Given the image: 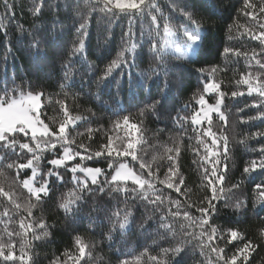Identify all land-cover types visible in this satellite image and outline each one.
Here are the masks:
<instances>
[{
	"label": "trees",
	"instance_id": "16d2710c",
	"mask_svg": "<svg viewBox=\"0 0 264 264\" xmlns=\"http://www.w3.org/2000/svg\"><path fill=\"white\" fill-rule=\"evenodd\" d=\"M14 2L16 7L13 13H9L11 18L4 21V27H0V90L21 85L28 91L30 85L31 90L42 91L41 118L50 128L58 127L64 119L65 109L73 116L87 117V120L69 125V128L76 129L71 133L76 139V143L72 145L74 150L80 143L95 149L107 143L109 135L113 137L114 144H119L121 138L131 140L138 158L152 161L156 157L152 167L155 171L159 165V174L162 175L169 163L167 156L175 155L167 153L166 149L179 147V171L192 192L185 197L163 185L158 184L157 187L173 199L184 201L190 198L192 202L198 203L205 194L212 193L200 184L196 165L192 163L194 150L198 147L197 131L205 132L211 127L217 134L215 137H200L210 148L222 145L224 138L228 141L226 180L218 187L225 189L220 195L228 197L229 206L223 207L225 200L215 202L221 207V211L212 220L215 226L224 230V236L221 238L217 234L212 240H208L207 236L203 237L204 244L207 245L203 252L198 239H190L185 235L190 231L198 236L199 226L192 224L183 215L173 216L169 213L171 229L161 228L160 212H153L152 205L145 206L139 201L128 202L133 215L127 228L121 230L119 222L123 220V213L121 211L119 217L113 213L125 208L122 196L112 199L107 195H98L94 202L89 198V202L78 213L66 215L57 204L61 196H67L74 187L71 182L66 185L57 184L53 193H50V198H45L32 208L33 215L28 217L25 208L29 204H35V197H30L22 181L30 172L21 170L18 174L15 169H7L0 164V172L4 173L0 176V188L9 193H0V213H7L0 215V233H3L6 223L9 229L25 231L29 236L31 231H39L20 229L21 218L28 222L38 221L43 217L44 222L50 226L49 236L32 241L28 250L31 260L26 258L27 264H74V261L75 264H121L122 261H129L131 264L137 259L139 264H157L151 257L160 259L163 257V248L177 246L185 240L189 242L183 244V251L179 255L168 254L169 264H223V260L218 259V254L211 251L212 245L224 249L219 256L222 257L225 253L231 256L236 247H243L249 240L255 245L254 249L248 252L246 262L244 253L239 254L236 264H264V207L257 203L264 188L256 187L264 185V169L257 167L255 171L244 172V168L252 160L259 162V149L264 147V137L254 136L255 133L264 131V118L251 119L260 116L257 105L264 106V98L255 92L248 95L247 86L237 84L238 80L249 74L254 83H264V68L256 63L257 60L264 61V45L252 38V35H259L264 31L260 28V24L264 23V13L258 10L260 0H249L256 5L249 9L256 16L255 20L244 15L245 0H154L159 7V12L151 10L157 16L155 23L147 14V9L142 14L135 10L120 12L115 9L112 12H101V6L97 5L96 0ZM37 4L41 5V12L33 15L31 9ZM185 4L194 7L185 9ZM2 10L0 7V12ZM186 13H191L200 21L204 33L197 54L187 60H176L170 55L165 58L167 64H161L156 45L165 25L176 31L186 27L195 28V25H190ZM85 22L88 31L84 38L85 51L72 55L73 45L77 42V29ZM129 28L130 37L125 35ZM230 36L233 38L229 39ZM33 37L41 41L38 48L30 46ZM225 48L247 52L248 56H236L234 51L226 54ZM125 49H131L125 51L126 63L115 68L110 76L101 81L100 77L111 61ZM253 52L256 53L255 58ZM66 63L71 65L67 79L63 67ZM213 68L217 69L214 73ZM200 69L204 71L201 72ZM129 74L133 79L147 81L143 91L137 90L134 98L128 92ZM157 78L158 83L154 84ZM109 81L112 83L109 84ZM117 81L123 85L120 99L121 107L126 110L121 115L130 114L131 120L137 122V128L123 124L119 128H113L116 119L114 113L120 111L112 99L117 91ZM206 81L221 82V90L228 93L229 98H226L222 108L225 120L221 121L218 116H214L211 125L206 123L196 127L191 122V116L199 110L197 100L201 94L205 95L203 85ZM233 90L243 91L245 95L230 98ZM98 92L101 94L99 99L96 98ZM2 94L0 91V95ZM155 99L161 101L162 107H158L155 113L147 112L140 117L139 110ZM177 116L188 117L186 121H181L183 128L175 123ZM88 127L94 130L91 140L87 138ZM77 132L85 135L79 136ZM214 138L217 140L216 145L212 144ZM199 150L203 153V146H199ZM79 151L84 154L83 149ZM195 158L200 159L198 156ZM123 159L138 170V164L130 156ZM84 163L107 169V163L103 160L96 164L87 160ZM38 164L44 174L51 167L47 165L46 159ZM144 175L147 178L146 172ZM65 179L70 181L71 173ZM233 184H238L239 187L227 191ZM183 187L181 185L182 189ZM238 201L245 202L246 210L234 207ZM16 203L21 205L20 209H16ZM162 209L168 212L167 201ZM171 211L175 212L176 207L172 206ZM190 211L195 216L200 215L195 209ZM149 216L152 218L147 219ZM228 229L237 230L243 239L226 243L231 239ZM110 232L111 239L108 238ZM76 236H80L84 242L83 257H80L78 246L74 244ZM14 240L19 254V237H14ZM66 250L69 252L67 257L64 255Z\"/></svg>",
	"mask_w": 264,
	"mask_h": 264
},
{
	"label": "snow or ice",
	"instance_id": "6c2138e0",
	"mask_svg": "<svg viewBox=\"0 0 264 264\" xmlns=\"http://www.w3.org/2000/svg\"><path fill=\"white\" fill-rule=\"evenodd\" d=\"M97 5H100L99 11L103 12L105 10L112 12L114 9L120 12H126L129 10H135L138 13H143L146 9L147 14L151 16L153 23L156 22L157 16L152 13V9L159 12V7L155 4L154 0H96ZM112 7H109V6ZM0 7H2V12H0V27H4V21L10 19L9 13L14 12L16 7L14 0H0ZM194 7L191 4H185L184 8ZM256 5L245 0L243 12L245 16H251L253 20L256 16L249 11V9L255 8ZM259 12L264 13V0H260ZM33 15H38L41 12V5L37 4L31 9ZM187 20L190 25H195V28L186 27L183 31V36L186 40L181 41L175 32L165 25V40L164 48L157 52V56L160 59L161 64H167L165 59L168 56H174L176 60H187L189 59V53L194 52L200 47V42H202L203 31L200 27V21L196 20L191 13H186ZM131 23V22H130ZM260 28L264 29V23L260 24ZM131 28L129 32L125 33L130 37ZM88 35L87 23H81L77 29V42L73 45L72 55L81 54L85 51V37ZM264 31H261L259 35H252L253 39L259 40L262 45H264ZM233 37L230 36L229 39ZM41 41L33 37V42L31 47L38 48ZM11 51L10 49L8 50ZM125 51H131V49H125L117 56L116 59L111 61L110 65L106 68L105 72L100 77L103 81L108 76H110L115 68L121 66V64L126 63L124 59ZM235 53L236 56L244 55L248 56L247 52L241 53L233 49L225 48L224 52L227 54L229 52ZM264 51V49H262ZM256 53L253 52V58H255ZM7 55L5 56V60ZM39 59V55H38ZM256 63L264 68V61L257 60ZM65 79L68 78L69 72L71 70L70 64L63 65ZM7 69L5 68V71ZM163 70V69H162ZM216 68L212 69V72H216ZM199 71L203 72V69ZM114 79V78H113ZM112 81H109L111 84ZM158 83L157 81L153 82ZM237 84H243L247 86V94L252 95V93H257L260 97L264 98V83H254L251 74L247 77H242L237 81ZM147 81L144 79H133L131 74L127 78V87L129 95L134 98L137 90L143 91L146 87ZM122 83L116 82V93L112 96L113 103L120 109V111L115 112L114 115L116 119L113 123V128H119L121 124L126 126H131L132 128H137V122L131 120L130 114L121 115L122 112L126 110L121 107V89ZM61 87H64L61 84ZM2 95H0V164L5 166L7 169H15L19 174L21 170L31 169L32 177L37 174L36 166L34 161L47 160V165L51 167L47 168L45 173L46 177L41 179L39 186L33 187L32 180L24 179L22 181L23 186L28 189L30 197H35V204H29L25 208L28 217L33 215L32 208L38 206L45 198H50V193H53L57 184L64 183L65 185L71 182L74 187L69 190L67 196H61L60 201L57 204L59 209L68 214L75 215L81 209V207L89 202V198H92L94 202L97 196L107 195L112 199H116L117 196H122L125 203V208L123 210H118L113 213L114 216L119 217L121 211L123 213V220L119 222V228L125 230L130 223V218L133 213L131 208L128 207L129 201H139L145 206L152 205L153 212H160V224L161 228L166 230L171 229V224L168 222L169 213L173 216L185 217L192 224L199 226V235L195 232H186L185 235L190 239H198L201 245V251L203 252L204 244L203 237L207 236L208 240H212L214 236L219 234L221 238L224 236V230L215 226L212 222L213 217L218 215L221 211V207L217 206L220 200H225L223 207H228L227 196H221L220 193L224 192L225 189L218 187V185L224 184L226 180L227 164L225 163L228 153V141L224 138V142L219 147L210 148L201 136H212L215 137L217 134L214 133L211 127L205 132L197 131L196 139L198 141V147L194 150V158L192 163L196 165V172L200 177V184L207 191L210 189L211 195L205 194L200 201L192 202L190 198L181 201L180 199H173L170 195H166L163 190L157 185H163L164 188L172 189L180 196L188 197L189 193L192 192V188H189L183 178V174L179 171V166L177 158L179 156L180 148H167V153H175V155H168L167 160L169 161L167 165V170L160 175V166L157 165L155 171L153 170L152 163L155 162L156 157H153L152 161H145L138 158L135 150L134 144L131 140L120 139L119 144L113 143V137L109 135L107 137V143L101 144L95 149H91L89 145L80 143L77 149L74 150L72 145L76 143V139L71 135L75 128H69V125H75L76 121L87 120V117H82L80 115H71L66 109L64 110V119L59 123L58 127L50 128L48 124L44 123L41 119L42 113L40 109L41 97L44 95L42 91L31 90L29 85V90L25 91L23 86L15 85L11 89L5 87L2 90ZM203 93L214 94L212 96V103H209L204 94H201L197 100V104L200 105V111H195L191 116V122L193 125H200L202 123L201 112L203 113V118L207 119L208 124L211 125V113H216L219 120H225V113L222 111V106L225 105L226 98H229L228 93L221 90V82L206 81L203 85ZM100 93L98 92L96 98H100ZM245 93L239 90H233L230 93V98H236L244 96ZM59 103V101H58ZM260 108L259 117H251V119L264 118V106L257 105ZM63 107V106H62ZM158 107H162L161 101L159 99L153 100L152 103L146 104L144 108L139 110L138 115L140 117L145 116L147 112L155 113ZM187 105L185 109H187ZM188 117L177 116L175 123L181 128L184 124L181 121H186ZM142 123V121H140ZM196 131V129H193ZM93 129L91 127L86 128L87 138L92 139ZM79 136H84L85 133L77 132ZM254 136L264 137V131L257 132ZM191 139V138H190ZM212 144L216 145L217 140L214 138ZM199 146H203V153L200 152ZM79 149L84 150V154L79 151ZM260 159L252 160L248 166L244 168V172L248 173L250 170L255 171L257 167L264 169V147L259 149ZM131 157V160L138 164V170L126 162L124 157ZM200 157L196 159L195 157ZM212 158L209 159L208 157ZM79 157V159H77ZM92 161L93 164L99 163L101 160L107 163V169L88 166L84 161ZM75 161V163H71ZM147 173V178L144 173ZM68 173H71V180L65 179ZM78 173H83V177L78 175ZM4 173L0 172V176ZM131 182L130 184L128 182ZM207 181V183H205ZM181 185H184L183 189ZM239 187L238 184L231 185L227 191H231L233 188ZM258 189L264 188V185H256ZM0 193L4 195H9L5 193L3 188H0ZM167 201L168 212L163 211L162 206ZM262 207H264V191L260 192L259 198L257 200ZM172 206L176 207V211L172 212ZM16 209H20L21 205L19 203L15 204ZM234 207L236 209L245 208L244 201H238ZM183 209V211H181ZM195 209V212L199 213V216L193 215L190 211ZM246 210V208H245ZM0 215H7V213H0ZM148 217L147 219H151ZM91 223V221H90ZM20 229H38L39 231L33 230L30 236L25 231H14L7 227L3 233H0V264H27V260H31V255L29 254V249L32 246L33 240H40L50 235L48 228L50 227L44 222L43 217L39 218L38 221H28L26 222L24 218L20 220ZM227 232L230 235L229 240L226 243H231L232 240L243 239L239 235L238 231L235 229H228ZM264 235V231H262ZM7 237V239H5ZM14 237H19V254H17V244ZM108 238L111 239V232L108 234ZM189 240L183 241L177 246H172L169 248H163V257L158 259L157 257H151L152 260L157 261V264H169L168 254L171 253L172 256L179 255L183 251V244L188 243ZM74 244L78 246V251L80 257L85 254V246L82 238L76 236L74 238ZM255 245L252 241H247L244 243L243 247H236V251L228 256L227 253L224 256H219V253L224 252L223 248L217 245L211 246V251L218 254V259L223 260V264H236L238 255L244 253V262L247 261V254L250 250H253ZM64 255L69 256L68 250L65 251ZM27 258V260H26ZM55 264V262H52ZM75 264V261H74ZM121 264H130L129 261H122ZM131 264H139L138 259L131 262Z\"/></svg>",
	"mask_w": 264,
	"mask_h": 264
},
{
	"label": "rangeland",
	"instance_id": "374dc122",
	"mask_svg": "<svg viewBox=\"0 0 264 264\" xmlns=\"http://www.w3.org/2000/svg\"><path fill=\"white\" fill-rule=\"evenodd\" d=\"M111 6V5H110ZM112 7V6H111ZM165 29V28H164ZM164 29L161 31V33H160V35H159V40H158V43H157V45H156V50L159 52V51H161L163 48H164V40H165V31H164ZM171 29V28H170ZM171 31L172 32H175L176 34H177V36H178V38L181 40V41H184V40H186V37L185 36H183V31L184 30H180V31H176V30H173V29H171ZM197 50L198 49H196L194 52H190L189 53V59H191V58H193V57H195V55L197 54ZM211 82V81H210ZM214 94H207V93H205V98H206V100L209 102V103H212V96H213ZM41 105H42V100H41ZM42 108V107H41ZM222 108H223V106H222ZM198 111H200V105H199V110ZM222 111H223V109H222ZM40 112H41V109H40ZM211 115V119L214 117V116H217V114L216 113H211L210 114ZM42 119V118H41ZM201 119H202V123L200 124V125H194V126H196V127H201L202 125H204V124H206V123H208V121H207V119H204L203 118V113L201 112ZM79 157H77V159H78ZM38 162L39 161H34V165L36 166V169H37V174H36V176L35 177H32V174H31V169H27V171H29L30 172V174H29V176L27 177V178H25V179H30V180H32V186L33 187H37V186H39V182L41 181V179H44V178H48V177H46V175L44 174V172H43V170H42V168L40 167V165L38 164ZM126 162H128V161H126ZM71 163H75V161H72ZM78 175H80L81 177H83V173H78ZM48 179H50V178H48ZM128 183H131L130 181L128 182ZM25 188V187H24ZM26 189V188H25ZM27 191H28V189H26Z\"/></svg>",
	"mask_w": 264,
	"mask_h": 264
}]
</instances>
